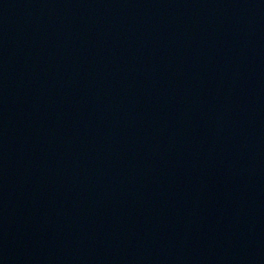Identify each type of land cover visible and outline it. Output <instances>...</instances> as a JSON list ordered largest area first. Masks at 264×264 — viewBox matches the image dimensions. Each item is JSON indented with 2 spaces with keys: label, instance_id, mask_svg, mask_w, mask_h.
Returning a JSON list of instances; mask_svg holds the SVG:
<instances>
[{
  "label": "water",
  "instance_id": "95a60500",
  "mask_svg": "<svg viewBox=\"0 0 264 264\" xmlns=\"http://www.w3.org/2000/svg\"><path fill=\"white\" fill-rule=\"evenodd\" d=\"M0 264H264V0H0Z\"/></svg>",
  "mask_w": 264,
  "mask_h": 264
}]
</instances>
